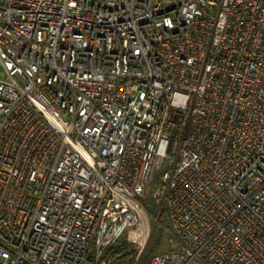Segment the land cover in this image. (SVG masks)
Masks as SVG:
<instances>
[{
  "label": "built area",
  "instance_id": "2783aa9c",
  "mask_svg": "<svg viewBox=\"0 0 264 264\" xmlns=\"http://www.w3.org/2000/svg\"><path fill=\"white\" fill-rule=\"evenodd\" d=\"M151 192L175 248L139 263ZM126 237L264 264V0H0V264Z\"/></svg>",
  "mask_w": 264,
  "mask_h": 264
},
{
  "label": "rangeland",
  "instance_id": "374dc122",
  "mask_svg": "<svg viewBox=\"0 0 264 264\" xmlns=\"http://www.w3.org/2000/svg\"><path fill=\"white\" fill-rule=\"evenodd\" d=\"M147 202L149 203H155L160 207V209H165V207L162 206V204L158 203L155 198L152 195V192L149 194L147 198ZM147 205V204H146ZM122 241H127L122 244L124 247L131 246L136 247L137 243L132 239H122ZM131 251H134L135 254L139 252V249H131ZM175 246L170 241V223L168 221L167 214L164 215V217L161 219V221L158 220L157 216L151 217V227H150V235L148 237L147 243L144 246L142 253H141V261L139 260V263L144 261L147 257L151 256L154 253L157 252H164L169 251L171 249H174ZM136 262V261H135ZM138 263V264H139Z\"/></svg>",
  "mask_w": 264,
  "mask_h": 264
},
{
  "label": "trees",
  "instance_id": "16d2710c",
  "mask_svg": "<svg viewBox=\"0 0 264 264\" xmlns=\"http://www.w3.org/2000/svg\"><path fill=\"white\" fill-rule=\"evenodd\" d=\"M146 204L152 216L153 217L157 216L159 221H161L164 215L167 214L166 209L164 208L160 209V207L156 205L155 203L148 204V202H146ZM124 242H127V241H120L119 243H117L116 245L110 248V250L107 253V257L110 259L109 264H135L136 254L134 251L129 250L132 245L124 247L122 245L124 244ZM140 261H141V258H140Z\"/></svg>",
  "mask_w": 264,
  "mask_h": 264
}]
</instances>
